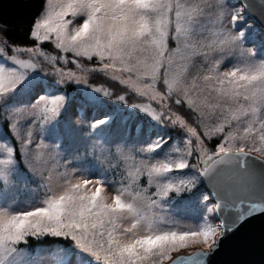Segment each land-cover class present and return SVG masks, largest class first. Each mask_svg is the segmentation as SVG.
<instances>
[{
  "label": "snow or ice",
  "instance_id": "snow-or-ice-1",
  "mask_svg": "<svg viewBox=\"0 0 264 264\" xmlns=\"http://www.w3.org/2000/svg\"><path fill=\"white\" fill-rule=\"evenodd\" d=\"M12 32L0 264H209L242 229L264 264V0H37Z\"/></svg>",
  "mask_w": 264,
  "mask_h": 264
},
{
  "label": "water",
  "instance_id": "water-1",
  "mask_svg": "<svg viewBox=\"0 0 264 264\" xmlns=\"http://www.w3.org/2000/svg\"><path fill=\"white\" fill-rule=\"evenodd\" d=\"M254 223L258 233L259 224L258 222ZM244 231L245 230L242 229L241 233L229 236L222 243L220 249L209 258V264H238L239 261L243 260H259L258 246L255 250H244L245 237L242 235Z\"/></svg>",
  "mask_w": 264,
  "mask_h": 264
},
{
  "label": "trees",
  "instance_id": "trees-1",
  "mask_svg": "<svg viewBox=\"0 0 264 264\" xmlns=\"http://www.w3.org/2000/svg\"><path fill=\"white\" fill-rule=\"evenodd\" d=\"M37 0H0V23L7 22L13 29L11 35L19 34L21 23L30 20Z\"/></svg>",
  "mask_w": 264,
  "mask_h": 264
},
{
  "label": "rangeland",
  "instance_id": "rangeland-1",
  "mask_svg": "<svg viewBox=\"0 0 264 264\" xmlns=\"http://www.w3.org/2000/svg\"><path fill=\"white\" fill-rule=\"evenodd\" d=\"M98 79H99V77L94 78L93 79V82H97ZM254 155H255V153H254ZM109 194H111V193H109ZM194 250H196V248L194 246H190V247H187V248H184V249H180L178 251V254H188V253H190V252H192Z\"/></svg>",
  "mask_w": 264,
  "mask_h": 264
}]
</instances>
